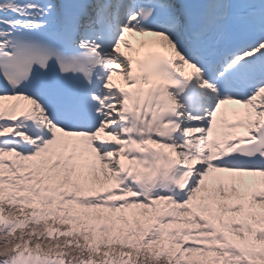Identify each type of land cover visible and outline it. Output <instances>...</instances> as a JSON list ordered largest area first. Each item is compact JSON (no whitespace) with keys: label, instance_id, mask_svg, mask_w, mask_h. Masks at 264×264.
Returning <instances> with one entry per match:
<instances>
[{"label":"snow or ice","instance_id":"obj_1","mask_svg":"<svg viewBox=\"0 0 264 264\" xmlns=\"http://www.w3.org/2000/svg\"><path fill=\"white\" fill-rule=\"evenodd\" d=\"M0 264H264V0H0Z\"/></svg>","mask_w":264,"mask_h":264}]
</instances>
